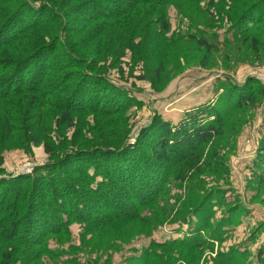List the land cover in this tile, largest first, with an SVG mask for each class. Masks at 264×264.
<instances>
[{
  "label": "rangeland",
  "instance_id": "1",
  "mask_svg": "<svg viewBox=\"0 0 264 264\" xmlns=\"http://www.w3.org/2000/svg\"><path fill=\"white\" fill-rule=\"evenodd\" d=\"M249 3L172 0L164 10L160 9L162 14L149 15L145 25L143 19L134 22L132 30L143 37L137 35L132 48L120 42L114 43L111 49L106 48L104 61L99 62L105 69L96 71L112 82L110 88L124 98L123 107L115 110L112 106L109 115L72 114L74 128L68 130L57 117L47 115L50 111L37 112L30 104L22 106L19 98L11 99L15 106H20L18 114H13L12 118L16 129L11 135L15 136L13 144H3L4 136L0 132V179L21 174L37 179L39 173H43L54 186L51 180L58 175L65 180L71 178L70 182L80 183L69 201L73 203L74 195L78 194L83 198L91 197L93 201L85 206L93 209L100 204V196L88 192V185L78 172H82L83 165L96 168L97 173L100 170L108 172L114 161L107 154L110 151L84 157L83 161L80 155L75 156L78 159H70L76 148H83V140L87 142L88 151L124 142L128 146L138 143V148L148 154L145 149L159 139L155 137L159 132L152 127L158 119L177 125L188 113L214 107L223 119L220 137L202 148L199 173L189 176L180 173L182 167L161 164L156 172L163 175L166 171L169 179L164 192L157 189L153 193L152 202L155 200V203L146 206H142L121 183L115 184L112 175L122 209L102 215L105 219L119 214L127 217H116L106 223L96 222L101 218L96 211L89 215L92 218L82 216L77 220L75 214L70 213L71 207L65 198L61 200L65 206L57 204L67 222L58 235L46 236L48 252H41L39 238L35 239L33 245L15 247L14 264H230L235 253L242 251L247 255L234 260V264H258L257 252L259 249L264 252V185L259 182L264 179V146L263 149L261 146L264 143V5L257 21L252 19L254 30L250 37H255L259 43L256 48L251 43L236 40L243 32L238 33L234 28L238 16ZM136 14L138 18H145L144 11ZM136 14L130 11L128 18ZM164 16L168 23L165 32L158 25L160 17ZM80 17L86 19L88 15ZM86 25L85 21L83 27ZM93 30H104L101 22ZM229 38L234 41L228 42ZM199 40L207 47L199 46ZM240 96L248 103L243 101L238 108ZM103 103H98V109L108 112V107L101 109ZM35 117L45 122L35 141L44 142L40 135H47L53 138L54 145L51 142L46 146L35 145L29 140L33 132L27 127L36 121ZM144 132L146 136L142 137ZM58 144L62 148L57 147ZM67 153L71 155L66 156ZM84 153L85 150L81 155ZM104 157L109 158V166L104 164ZM58 159H61L60 164ZM176 174L179 180H175ZM52 189L58 198V190ZM197 197L201 198L196 203ZM208 197L214 202L207 204ZM194 201L195 206L200 201L202 204L200 209L203 210L198 217L211 219L208 228L202 230V237H206L209 229L220 220L224 225V231L219 232L222 241H213L212 246L196 250L152 249V243L161 238L167 241L170 233L176 237L181 235L169 230L176 228L174 224L186 215ZM156 220L159 225L154 224ZM191 223H194L191 227H195V217ZM44 232L36 229L38 236Z\"/></svg>",
  "mask_w": 264,
  "mask_h": 264
},
{
  "label": "trees",
  "instance_id": "2",
  "mask_svg": "<svg viewBox=\"0 0 264 264\" xmlns=\"http://www.w3.org/2000/svg\"><path fill=\"white\" fill-rule=\"evenodd\" d=\"M170 1L172 0H0V132L4 136L1 142L12 145L15 138L11 137L16 131L12 125L14 124L12 118L18 114L20 104L15 106L11 100L13 98H19L22 106L30 104L37 112L50 111L51 114L48 112L47 115L57 117L63 128L68 130L74 128L72 114L83 112L106 116L109 115L112 106L116 107L115 110L123 107L124 98L119 97L116 91L110 88L109 84L112 82L96 72L105 69L99 62L104 59L105 49H111L114 43L120 42L125 47H131L137 35L143 37L132 30L134 22L143 19L145 25L149 15L162 14L161 10H164ZM240 2L249 3V0ZM209 5L212 6V2H209ZM263 5L264 0H253L241 11L234 28L239 31L238 33H243L237 35L236 40L251 43L255 48L259 45L250 34L254 30L252 19L257 21V16L262 15L260 11L263 10ZM130 11H135V14L144 11L145 18H138V14L128 18ZM85 13L88 15L86 19L80 17ZM85 21L87 25L83 27ZM99 22L104 30L94 32L93 27ZM158 25L164 32L167 31L168 23L165 16L160 17ZM229 39L228 42L234 41L233 38L230 41ZM198 44L207 47L202 40H199ZM262 47L264 48V44ZM118 55L119 53L114 59ZM243 97L238 98L236 104L238 108L243 101L248 103ZM101 102H104L101 109L108 107V112L98 109V103ZM35 119L36 121L27 127L33 132L29 140L35 145L42 143L46 146L50 142L54 145L53 138L47 135H40L45 143L35 141V136H38L45 126L42 119L39 117ZM222 120L221 113L215 107L188 113L177 125L158 119L152 123V127L159 132L160 135H155L159 139L148 150L145 149L148 154L138 148V143L128 146L124 142L111 148L99 147L88 151L85 145L87 142L83 140V146L80 145L83 148H76L75 153L70 152L74 154L70 159H78L75 156L80 155L79 158L83 161L84 157L110 151L107 154L111 156L109 158L113 159L116 166L114 168L110 165L111 169L108 167V172L100 170L97 173L96 168L83 165L82 172H78L87 183L88 192L100 196V204L98 203L96 209L90 208V205L85 206L93 201L91 197L83 198L78 194L74 195L73 203L69 201L72 200V193L77 192V183H80L76 180L70 182L71 178L65 180L58 175L51 180L55 182V185L51 186L50 179H46L43 173H39L37 179H30L25 174L16 177L3 176L0 179V264H14L15 247L33 245L38 238L43 248H40V251L48 252L49 240L46 236L58 235L67 222L64 215L60 214L62 211L57 204L64 205L61 200L65 201V198L72 208L70 213L75 214L77 220L82 216L92 218L89 215L96 211L97 216L101 217L96 222L103 223L120 216L127 217L119 214L104 218L106 213L122 209L114 190L116 182L128 188L136 200L141 201L142 206L155 203V200L152 202L153 193H156L157 189L158 191L161 189V193L164 192V186L169 179L165 176L166 171L160 175L156 169L163 164L173 165V168L182 167L181 174L191 176L199 173L202 167V148L220 137ZM145 134L144 132L142 137L146 136ZM56 146L61 147L59 144ZM261 146L263 149L264 143H261ZM84 150V155H81ZM71 154L67 153L66 156ZM109 158H105L104 161L107 166ZM60 161L61 159H58V164ZM1 162L2 159L0 166ZM51 174H54V171ZM74 175L77 176L76 172ZM112 175L116 179L115 182ZM179 178L180 176L176 174L175 180ZM259 180L264 185V179ZM52 188L58 190V198H55ZM200 198L197 197L196 203ZM206 201L207 204L210 201L214 202L209 197ZM196 203L186 211L182 219L176 221L174 224L176 228L169 230L181 235L176 237V234L172 236L170 233L167 241L161 238L160 241L152 243V249L196 250L212 246L213 241H222L219 232L224 231V225L220 220L209 229L206 237H202V230L208 228L211 219L209 220L208 216L206 219H202L201 215L198 217L203 209H200L201 201L197 206ZM192 216L196 222L193 228ZM154 224L159 225L160 222L156 220ZM180 224H183L182 229L178 228ZM37 228L45 230L46 234L44 232L42 236H38ZM184 228L187 231H184ZM244 255H247L246 251L236 252L230 264H234V260ZM256 256L258 264L259 262L264 264L262 249L258 250Z\"/></svg>",
  "mask_w": 264,
  "mask_h": 264
}]
</instances>
